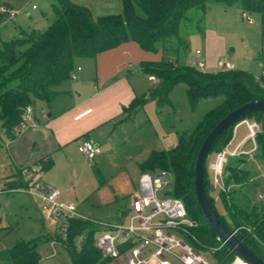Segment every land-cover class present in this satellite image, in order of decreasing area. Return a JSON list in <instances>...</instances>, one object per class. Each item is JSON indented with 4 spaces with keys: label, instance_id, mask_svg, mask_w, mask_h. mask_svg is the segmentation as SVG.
Masks as SVG:
<instances>
[{
    "label": "trees",
    "instance_id": "16d2710c",
    "mask_svg": "<svg viewBox=\"0 0 264 264\" xmlns=\"http://www.w3.org/2000/svg\"><path fill=\"white\" fill-rule=\"evenodd\" d=\"M119 13L93 18L90 10L71 0H55L50 4L53 19L42 31L20 33L18 37L0 44V129L11 137L10 128L19 124L26 106L36 103L49 105L57 95L55 87L69 78L75 57L94 58L119 45L133 42L142 51L162 54L158 60H141L138 70L155 84L145 94L134 97L123 108L129 113L147 102L159 108L169 103L168 94L177 83L185 84V95L190 107L198 99L222 95L221 102L208 110L188 135L181 131L174 145L152 150L138 164L140 172L158 169L167 175L170 190L165 194L182 200L187 215L198 228H187L182 236L196 249L199 235L212 237L211 243L220 244L216 235L201 214L193 193V166L201 140L210 128L231 109L252 100H264V79L256 78L241 69L201 71L195 67L178 64L177 54L185 46L180 26L193 22L194 30L202 31L200 23L207 1L224 5L238 4L242 11L255 13L264 23V0H120ZM174 53L173 58L169 53ZM165 54V56H164ZM252 119L258 128L254 134L255 147L251 158L264 162V112L250 113L228 126L213 142L209 153L220 151L230 140L234 125ZM207 126L202 128L203 126ZM221 171L224 187L231 184L243 187L247 183V170L228 164ZM235 162L241 161L239 158ZM49 155L35 160L40 172L50 168ZM27 165L26 167H31ZM20 185L19 181H14ZM210 180L204 174V188L209 205L219 221L264 261V207L256 209L245 192L233 194L231 188L221 193L227 222L212 205ZM92 218H73L66 229V239L61 246L71 264H103L93 245V234L100 229ZM50 239L49 233L46 235ZM194 237V238H193ZM57 238V237H56ZM40 238L18 240L0 250V264H40L37 246ZM219 252L210 253L217 262L230 261L236 254L226 245ZM198 250V249H196Z\"/></svg>",
    "mask_w": 264,
    "mask_h": 264
},
{
    "label": "rangeland",
    "instance_id": "374dc122",
    "mask_svg": "<svg viewBox=\"0 0 264 264\" xmlns=\"http://www.w3.org/2000/svg\"><path fill=\"white\" fill-rule=\"evenodd\" d=\"M50 3H52L50 0H0V6L6 4L18 11L14 22L0 25V44L3 41L18 37L22 32L30 33L32 29L34 31L45 29L53 19ZM77 3L81 4L80 2ZM31 4L36 6L35 10L30 9ZM241 11L242 9L238 4L224 5L207 1L204 5L202 23H200L202 31H195L193 22L189 25L180 26L179 32L184 37L185 46L177 54V63L185 64L186 58L195 50H199L205 62L201 71H213L218 60H226L234 66V69H241L251 73L256 78L262 77L264 79V23L260 22L257 14L249 12L246 13L252 18L253 23H246L240 17ZM130 44L132 45L128 47L127 56L114 54L113 57H109L110 59H106L108 57H99L98 59L75 57L72 62L71 73L75 75L104 74L109 71L108 73L120 74L114 76L113 79L116 80L127 74L129 83L145 91L148 83L149 88L152 85H150V79L145 78L143 73L138 70L139 62L149 59L158 60L162 54L159 50L154 52L142 51L135 43ZM229 49L232 50L231 53L228 52ZM169 56L173 58L174 53L170 52ZM126 58L130 60L129 66L122 65ZM77 67L80 70L78 72L76 71ZM73 82L68 78L63 84L69 88ZM87 91L91 92L89 89ZM70 94H73V90L70 91ZM168 98L169 103L163 104L159 108L155 106L154 102H147L145 113H139V117L133 124H124L123 136L126 138H124L125 142L119 145L117 156L105 155V152L100 149L101 154L91 161H87L77 151L79 142L70 143L63 151H58L52 155L53 164L49 170L40 174L41 179L48 186L59 190L61 193L60 201L78 206L86 217L112 220L117 209L123 204L122 198L119 197L113 203H104V192H111L113 184L125 174L133 182L137 181L140 173H138V167L134 165L135 161H142L152 150H161L174 145L181 131L187 135L191 133L203 115L221 102L222 95L200 98L193 107H190L185 95V84L180 82L172 87ZM41 107L46 109V112L50 111L48 105L36 103L33 109L39 120L43 117ZM144 115L149 118L147 124ZM141 118L144 119L143 123L139 122ZM246 121L248 123L254 122L249 118ZM151 124L158 133L157 137L153 136ZM204 127L207 126L204 125L202 128ZM2 140L4 143L8 142L6 137H2ZM252 140L253 144L254 136ZM249 144L243 146L244 152L231 156L228 161V164H236L238 167L247 170L246 185L239 187V185L231 184L225 187V191L222 192L225 194L231 188L235 189L233 194L243 191L251 202L256 203V209L261 210L264 207V162L259 163L258 168L254 163H251V156L245 150ZM126 154L132 155V159H134L132 165L127 162ZM214 154V151L208 154L206 168L213 160ZM9 155L7 148L0 142V176L15 171L12 170ZM235 158H239L241 161L235 162ZM146 172L156 176L162 171L154 169ZM205 172L207 178L210 179V173L206 170ZM169 190L170 184L167 181L158 195H165ZM219 191L216 188L210 193L212 205L215 212L229 222L221 202L222 192ZM136 193L138 192L136 191ZM121 212L125 211L121 210ZM198 227L199 224L196 222V226L192 229ZM55 229L56 227L47 220L41 219L38 201L34 197L14 194L8 198V205L0 216V250L8 248L18 240L40 238L43 239L37 246L40 264H71L65 249L57 244H52L51 240L46 237ZM212 240V237L199 235V239L195 240L198 246L196 249L201 251L202 255L212 264L229 262L225 261L226 259L219 262L213 259L210 253L219 252L221 249L218 244L211 243Z\"/></svg>",
    "mask_w": 264,
    "mask_h": 264
},
{
    "label": "built area",
    "instance_id": "2783aa9c",
    "mask_svg": "<svg viewBox=\"0 0 264 264\" xmlns=\"http://www.w3.org/2000/svg\"><path fill=\"white\" fill-rule=\"evenodd\" d=\"M30 7L33 9L35 5L31 4ZM17 13V10L6 5L0 6L1 22L13 21ZM240 17L248 24L253 23L246 11H241ZM199 56L201 52L195 50L186 58L185 64L203 70L205 64L198 59ZM127 65H130L129 61ZM230 69H234L231 63L218 60L213 71ZM76 71H79V67ZM75 78L76 75L70 72L69 79ZM240 122L245 124L247 136L253 139L257 129L256 123H248L245 119ZM36 125L32 107L26 106L19 124L10 128L11 137H7L0 129V142L7 148L23 132ZM2 137H6L8 142L4 143ZM227 145L215 152L213 160L206 168L210 173V185L223 192L226 188L221 181L222 167L228 157L239 153L238 146L229 149ZM77 151L87 161H91L100 153L99 147L88 139H83L77 145ZM38 175L36 166H20L13 174L0 177V216L8 205L9 197L14 194L32 196L38 200L41 219L56 227L55 231L49 233L51 243L62 246L69 221L85 216L77 211L73 203L60 201L59 190L40 181ZM14 181L21 184L17 186ZM137 181L138 193L130 197L126 211L121 213L117 220H94L100 229L93 234V245L104 261L103 264H212L182 236L187 228L196 226V222L187 215L182 200L173 196L158 195L168 181L167 175L160 172L152 176L141 172ZM222 245L223 243H220L219 247ZM226 264L248 263L235 255Z\"/></svg>",
    "mask_w": 264,
    "mask_h": 264
},
{
    "label": "crops",
    "instance_id": "0c3cea01",
    "mask_svg": "<svg viewBox=\"0 0 264 264\" xmlns=\"http://www.w3.org/2000/svg\"><path fill=\"white\" fill-rule=\"evenodd\" d=\"M50 1L53 2V0ZM80 3L90 10L93 18L106 14L119 13L121 10L120 0H82ZM6 6L10 7L9 5ZM30 9L32 8L30 7ZM35 9L36 6L32 10ZM14 20L9 22H14ZM4 23L7 22H1L0 17V25ZM130 43L133 42L119 45L90 59H98L99 57H108L106 59H110L114 54L127 56L128 47L132 45ZM198 59L204 62L203 55L199 56ZM127 61L130 60L128 58L123 60L122 65L125 64L128 66ZM108 72L104 74H76V78L69 88L63 84L64 81L61 82L55 87V90L58 92L57 95L48 105L50 111L46 112V109L41 107L40 110L43 112L41 120L38 119L32 107V115L37 123L36 127L27 129L8 145L9 148L7 147V152L9 151L12 162V170L20 166H31L35 160L45 155H49L52 161L53 154L58 151H63L68 144L74 142L80 143L83 139H88L95 143L99 149L105 152V155H116L119 150V145L125 142L124 138L126 137L123 136L125 132L124 124H133L137 117H139V113H145L147 106L145 104L140 109L131 113L124 111L123 108L126 107L134 97L145 94L149 89V83L147 85L148 87H145V91H142V89L129 83L127 74H124V77L121 76L116 80L113 79L114 76L120 74ZM142 75L150 79L147 75ZM154 84L155 82L150 79V85L153 86ZM87 89L91 90V92H88ZM71 90H73V94H70ZM144 117H146L147 124L149 118L147 115H144ZM141 119L139 122L143 123L144 119ZM151 129L153 136L157 137L158 133L152 124ZM247 134L248 132L245 124L241 122L236 123L232 129L231 138L228 141L227 147L232 149L238 146V151L244 152L242 150L243 146L251 143L249 147L245 149L246 153L251 156L255 145L254 143L252 144L251 141L253 140L249 138ZM99 154H101V151ZM125 158H127V162L130 164L132 160H134L132 159V155L130 156L129 154H126ZM250 160L257 168L260 166L259 162H256L252 158H250ZM142 161H135L134 165L138 167V164ZM252 169L254 170V168ZM12 172L1 175L0 177L9 176L13 174ZM44 172L39 171L38 175L40 181L43 183L45 182L41 179L40 174ZM138 173H141L139 167ZM136 191L138 192V181L133 182L127 174L120 176L115 184H113L112 191L104 192L103 201L104 203H113L120 197L122 198L121 202L123 204L117 209L112 220L102 219L100 221L113 222L117 220L122 213L121 210L126 211L130 197L136 194ZM60 194L59 192V198ZM76 208L80 214L85 216L78 206H76Z\"/></svg>",
    "mask_w": 264,
    "mask_h": 264
},
{
    "label": "water",
    "instance_id": "95a60500",
    "mask_svg": "<svg viewBox=\"0 0 264 264\" xmlns=\"http://www.w3.org/2000/svg\"><path fill=\"white\" fill-rule=\"evenodd\" d=\"M231 49L228 50L231 53ZM264 112V100H252L245 102L224 114L206 133L200 142L197 149L196 157L193 166V193L196 204L210 226L216 239L221 241L224 245L235 252L236 256L244 260L248 264H264V261L255 255L248 247H246L234 234L228 230L216 217L211 209L205 188H204V174L206 170V161L209 150L216 140V138L231 124L238 121L244 116L254 113ZM212 185L209 186V192H213Z\"/></svg>",
    "mask_w": 264,
    "mask_h": 264
}]
</instances>
